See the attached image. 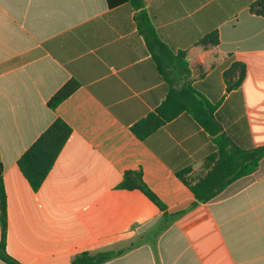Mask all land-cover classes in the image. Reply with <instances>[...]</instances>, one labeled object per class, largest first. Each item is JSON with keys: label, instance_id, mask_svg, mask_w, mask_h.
<instances>
[{"label": "crops", "instance_id": "obj_1", "mask_svg": "<svg viewBox=\"0 0 264 264\" xmlns=\"http://www.w3.org/2000/svg\"><path fill=\"white\" fill-rule=\"evenodd\" d=\"M257 1L147 0L138 10L107 0H0V177L13 259L71 264L84 252L126 250L105 264H264V158L194 206L177 174L205 177L217 137L186 112L145 140L132 132L188 78L220 135L242 150L264 147V16L250 10ZM140 12L174 56L186 53L190 75L175 64L161 71ZM215 32L217 45L202 43ZM236 62L247 67L239 88L224 76ZM71 81L77 90L50 109ZM58 119L73 133L34 191L18 161ZM131 171L142 172L169 214H184L170 220L140 190L119 188Z\"/></svg>", "mask_w": 264, "mask_h": 264}, {"label": "trees", "instance_id": "obj_2", "mask_svg": "<svg viewBox=\"0 0 264 264\" xmlns=\"http://www.w3.org/2000/svg\"><path fill=\"white\" fill-rule=\"evenodd\" d=\"M146 1L147 0H107L111 7L119 3L131 2L138 10L143 7ZM250 10L258 16H264V0H259L254 3ZM137 21L150 50L156 55L155 60L159 64L161 71L165 74V68L175 64L177 65V70L181 71L182 74L190 75V69L186 62V53L181 52L178 56H174L171 50L159 38L150 18L145 12H140L137 15ZM202 43L205 45H217L219 43L218 33L215 32L209 35ZM180 65L181 68L178 67ZM246 75L247 67L240 62L234 63L224 74L227 83L233 88L241 87L245 81ZM78 87L79 84L75 81L67 83L50 100L48 104L49 108L55 110L63 101L70 97ZM184 112L193 116L212 136H216V143L219 147L218 153L210 158V161L215 163L213 169L196 183L189 182L186 179L189 170H183L177 174L178 178L187 185L195 195L197 202L194 206H196L199 203H207L213 200L230 183L255 172L260 161L264 158V147L255 148L253 150H242L228 142L225 136L220 135L221 128L213 116L212 106L201 98L192 88L188 78H185V82L181 89L170 90L169 95L161 107L150 114L146 119L134 125L132 132L138 139L145 140L167 122L172 121ZM72 133L73 131L67 123L61 119L56 120L18 161L19 170L34 191H38L42 187ZM1 170L2 165L0 162V171ZM119 188L140 190L155 203L170 220L178 219L184 214V212L174 215L169 214L166 206L145 184L142 172H127ZM0 222L2 227L0 260L6 264H20L7 253L6 249L8 209L7 194L2 177H0ZM125 252L126 250L100 252L96 254L84 252L77 255L71 264H105Z\"/></svg>", "mask_w": 264, "mask_h": 264}]
</instances>
